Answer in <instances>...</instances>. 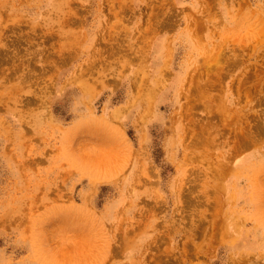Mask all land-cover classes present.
<instances>
[{"label":"rangeland","instance_id":"374dc122","mask_svg":"<svg viewBox=\"0 0 264 264\" xmlns=\"http://www.w3.org/2000/svg\"><path fill=\"white\" fill-rule=\"evenodd\" d=\"M0 264H264V0H0Z\"/></svg>","mask_w":264,"mask_h":264},{"label":"bare ground","instance_id":"6f19581e","mask_svg":"<svg viewBox=\"0 0 264 264\" xmlns=\"http://www.w3.org/2000/svg\"><path fill=\"white\" fill-rule=\"evenodd\" d=\"M158 29H160L161 30V28L160 27H158ZM157 29V32H159V30ZM156 30V29H155ZM144 36V35H143ZM140 38V37H139ZM141 38L143 39V37H142V35H141ZM146 38V37H145ZM143 41H144V39H143ZM204 42V41H203ZM144 44H145V42H144ZM216 65H218L217 63H216ZM162 75H165V72L164 73H162ZM157 81H159V84H162V83H164V80L163 79H160V80H157ZM191 82V81H190ZM158 83V82H157ZM189 83V82H188ZM160 86V85H159ZM188 86V85H187ZM191 87V86H190ZM157 88H159V87H157ZM187 89V88H186ZM220 98V97H219ZM218 99V98H217ZM219 100V99H218ZM223 102V101H222ZM222 105H223V103H222ZM224 106V105H223ZM219 110H220V108H219ZM226 110V109H225ZM224 110V111H225ZM218 113H219V111H217ZM221 112H223L222 110H221ZM220 112V113H221ZM227 113H228V111H227ZM223 115L225 114V112H223L222 113ZM221 116V115H220ZM225 117H226V115H225ZM224 116H223V118H225ZM193 118L194 117H191L190 119L193 121ZM218 118V117H217ZM192 121H191V123H192ZM105 122V121H104ZM191 125H193V123L191 124ZM122 149V148H121ZM124 151V150H123ZM122 152V151H121ZM126 152H127V150H126Z\"/></svg>","mask_w":264,"mask_h":264}]
</instances>
